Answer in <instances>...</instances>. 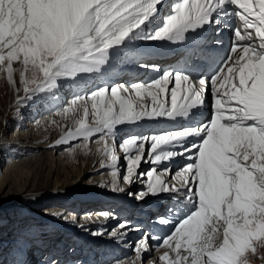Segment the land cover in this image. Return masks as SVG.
Wrapping results in <instances>:
<instances>
[{"label":"snow or ice","instance_id":"snow-or-ice-1","mask_svg":"<svg viewBox=\"0 0 264 264\" xmlns=\"http://www.w3.org/2000/svg\"><path fill=\"white\" fill-rule=\"evenodd\" d=\"M164 6L165 0H0V70L15 83L13 64L23 65L20 83L28 99L56 89L61 77L107 71L104 66L111 67L110 60L134 41H191L189 56L195 58L204 53L189 33L205 25L219 26L217 32L229 27L233 43L213 75H198L194 66L178 68L150 82L104 84L76 95L63 111L82 116L56 144L75 141L88 148L94 141L113 176L121 150L124 182L145 184L129 193L139 200L177 194L178 203L157 218L173 224L158 245L166 249L160 264H246L245 253L255 252L253 241L264 238V0H173L161 23ZM206 90L212 114L199 120L193 110L204 105ZM157 118L186 122L179 130L115 142L118 126ZM176 157L187 163L172 174ZM142 163L152 166L141 171ZM114 190L123 191L115 184ZM150 239L161 238L146 235L136 242L140 264ZM16 264H27L22 250Z\"/></svg>","mask_w":264,"mask_h":264},{"label":"bare ground","instance_id":"bare-ground-1","mask_svg":"<svg viewBox=\"0 0 264 264\" xmlns=\"http://www.w3.org/2000/svg\"><path fill=\"white\" fill-rule=\"evenodd\" d=\"M173 2V0H165V6L161 10L159 15L160 21L162 23L163 16L167 14L169 11V5ZM231 7V6H230ZM232 23L239 25V19L234 18ZM209 26V25H206ZM219 26L214 25L212 27L211 31L215 32L217 31V28ZM227 29V27L220 28V31L217 32V34H221L222 30ZM217 40V38H215ZM233 43V41H231ZM170 45V41H143L138 40L134 41L133 44L128 48V50L125 52V55L120 57L122 59H129V57L126 55L129 52H135L137 53L135 55V63L133 61H129L130 65L126 66L123 65L121 69L111 74V76L104 78L103 75L106 74L104 69H102L101 73H95L92 77L88 79V81L82 86H80L76 91H73L72 97L68 100H65V102L68 105H65V107H68L71 103V100L76 95H86L90 93L92 90L103 86L104 84H125L126 86L131 85L133 83H144V82H150L159 76L163 75L165 71H171L173 70V66L176 63V61L179 60L180 54H172L170 50H166ZM147 49H152L155 54L151 55V52H147ZM130 54V53H129ZM157 55V56H154ZM23 65L19 62H14L13 68V80L15 83L9 82L7 79V73L0 70V80L1 77H4L7 82L8 92H10L9 99L11 97V101L14 100L16 95H20L23 92L22 85H18L19 82H17V72L19 69L22 70ZM156 66V67H153ZM107 69V68H106ZM207 72V76L210 72L209 69L205 70ZM213 75L210 74L209 76ZM172 85H169L171 87ZM93 88V89H92ZM2 82L0 83V102L2 101L4 95L2 91ZM23 94V93H22ZM26 95V94H25ZM25 95L23 97H25ZM205 103L204 105L200 106L198 109H194V112L198 113V119L199 120H207L211 114H212V97L210 95V91L206 90L205 93ZM64 99V98H63ZM170 99V97H169ZM144 103L150 104V98H145ZM9 104V103H8ZM10 106L14 107L15 104L11 102ZM7 107V105H6ZM39 108V107H35ZM64 108V107H63ZM0 111H1V103H0ZM47 112V110L43 109L40 110V112L29 114V117H26L27 119L25 121H22L18 125V131L17 133H14L11 138L8 141V148L10 149V153L2 154V144L0 143V214L2 215L4 212L10 213L12 209L15 207H18L20 209L26 208V200L23 198L24 193H28L31 195V200L29 202L36 203L39 205H43L39 208V211L45 215L51 214L52 216L59 215L60 217V226H64L66 229V233H74L76 234L77 241H83V244L81 247L89 249L88 247H94L97 245L98 252H102V247L106 244L107 247L103 248V251L107 248H111L118 245L122 250L119 252V250L115 249L112 252L114 254L111 255H104L103 260L109 258L107 262L101 263V264H126L127 262L133 263L134 261L136 264H139L138 261H136V256L134 252V248L136 243L131 244L128 243V241H123V238H125L126 233H131L133 236L136 235V233L141 230L142 228H145L143 230L142 235L140 236L139 240L143 239L146 235L150 238L151 236L155 235L160 237L161 239H150V250L148 257L145 258V264H148L150 261H155V264H160L159 256L162 255V253L166 250L165 248L158 247L159 244L162 243V238L168 235L172 228L173 224L169 225H162L157 223V218L161 215L167 214V209H170L173 207L174 204L178 203L177 200H174L173 197L176 196V193H161L157 196H147L143 200H139L136 198L135 195H129V193H139L142 189H144L145 184L141 182L140 180H137L135 183L129 185L124 182L122 173L121 179H120V185L119 188H122L123 191H117V190H110V191H116L120 192L119 197H116V199L124 198V194L127 195L125 197L128 200L124 202V207H127L128 209H131V205H133L135 202H138L142 209H138L139 215H136L132 221H138L139 223H142V227L140 228V225H134L130 226V228L121 229L120 225L127 223L124 220L118 221L116 224L106 228L103 232H101L96 237H101L102 241L98 242V244L92 245V242L85 241L83 239H89V236H86L88 230V227L90 225H96L100 224L104 227L101 228L104 229L108 225H110L115 220V215L113 213H110V211H117V208H111V205H98L94 206L91 205L90 202L85 200L84 192L78 190H74L73 186L81 181L83 176L85 174L91 175L89 178V182L93 184V182H100V183H106L109 179V176H102L104 175V171L109 169L108 172H105L106 174H109L110 171H112L111 166L108 164L107 158L100 152L97 151V148L100 147L97 143H95L91 147L90 153L85 152V148L83 147V142H72L76 147L81 148L80 157H73L71 161L66 160L64 155H57L56 153L59 151L60 148L63 146H68L71 144H60L57 145L56 141L62 136L54 134L53 130L49 129L51 125H56L57 128H59V131H66L67 128L72 127L75 119H78L80 116H82V111L77 112L75 115L73 114H65L64 111L57 112H51L49 114H44ZM178 121H171L166 118H157V119H144L141 120L135 124H124L118 126L117 130V137L125 136V138L130 137L135 134H152V133H158L162 129L171 128L175 126L179 130V124L185 123L186 121L184 118H178ZM18 123V122H17ZM53 127V126H52ZM43 128H47L44 131ZM2 130V135L7 136V134L10 131V128L6 127L3 129V126L0 123V131ZM20 130V131H19ZM59 132V133H60ZM56 135V136H53ZM53 136V137H52ZM192 139V138H189ZM113 141H109L111 144ZM117 143V142H116ZM119 144V143H117ZM73 145V146H74ZM147 145V144H146ZM15 150L19 152L20 155H15ZM8 151V152H9ZM17 152V153H18ZM117 155L120 156V161L118 163V168H123L124 162V154L121 150H117ZM24 156V157H23ZM17 157H23L25 159L22 160V158ZM187 161L183 157H176L175 161L172 162V174H175V172L179 171ZM152 165L149 163H142L141 165V171H147ZM125 170V169H124ZM100 171V172H99ZM168 179L171 181L172 176L170 175ZM176 186L179 187V181H175ZM52 184V185H51ZM83 184V183H80ZM112 192H107L106 194L111 195ZM104 194V197L107 196ZM53 196H64V198L67 201L65 203V206H60V208H56L53 206L54 198H51ZM104 197H101V201H96L97 203H108V200H106ZM121 197V198H120ZM52 200H51V199ZM69 198L71 201H69ZM104 198V201H103ZM111 198H109L110 200ZM183 198H180L182 201ZM111 201V200H110ZM128 202H130V206H128ZM63 205V204H61ZM87 206L92 207L90 210L85 211L88 216L90 217L91 222H80L76 227H72V221H78V218H72L71 213L78 210V215L83 214L84 211L82 209L86 208ZM123 206V203L121 204ZM94 207V208H93ZM41 209V210H40ZM81 210V211H80ZM120 211V210H118ZM63 212H67L64 216L61 214ZM107 212L109 215L107 218L102 215L103 213ZM20 213V211L18 212ZM149 214H155L152 218H150L149 224H146L143 219L145 216H148ZM77 215V217H78ZM75 216V215H74ZM82 219H84V216H82ZM86 220V219H85ZM4 221V220H3ZM87 221V220H86ZM17 223V227L23 228L27 227L25 226L27 222L21 221V222H15ZM24 226V227H23ZM7 226H4L6 231ZM13 228V227H12ZM36 228H39L37 226ZM27 230V229H26ZM100 230V231H101ZM169 230V232H167ZM59 231L61 232L62 237V247L69 245L71 239H65L66 233L59 228ZM3 232V231H2ZM70 232V233H69ZM115 232L116 235H112V233ZM7 236L5 235L3 238L0 239V241L5 240L8 241H14L16 239L15 234H12L11 231L7 232ZM10 236H8V234ZM50 233L46 229H38L35 233V237L29 239V242L32 243L30 249L32 250V247L34 243L37 242V240H40L41 242H45L47 239V234ZM121 234H124V236L121 238ZM130 237V236H129ZM135 237V236H134ZM52 238V237H51ZM131 240V238H128ZM218 239H222V235L219 236ZM139 240H136L139 241ZM64 241V242H63ZM264 242V238L260 239V242L255 247V252L259 250V245H262ZM39 249L37 252H41V246H37ZM62 247L58 250L57 255L50 256L55 258L59 256L58 264H100V263H93L91 259L92 251L88 253V256L85 257V254L80 256L78 259V262H72L70 259H66V254L74 253L75 251L79 252L80 247L74 250V248L70 251L71 248H69L65 253H62ZM151 248L153 249L151 252ZM132 250V251H131ZM115 251V252H114ZM132 252L131 254H128L129 252ZM260 251V250H259ZM2 252V251H1ZM68 253V254H69ZM42 254V253H41ZM63 254V255H62ZM67 254V255H68ZM148 254V253H147ZM146 254V255H147ZM257 254V253H256ZM65 255V256H64ZM27 256V255H26ZM45 256V255H43ZM43 256L38 260L39 264H51V261H49L48 257ZM115 256L114 258H112ZM30 261L31 258H28ZM94 259V258H93ZM56 260V259H55ZM70 260V261H69ZM94 261L97 262V259H94Z\"/></svg>","mask_w":264,"mask_h":264},{"label":"rangeland","instance_id":"rangeland-1","mask_svg":"<svg viewBox=\"0 0 264 264\" xmlns=\"http://www.w3.org/2000/svg\"><path fill=\"white\" fill-rule=\"evenodd\" d=\"M159 15H161V14H159ZM22 71H23V68H22V70L19 69V71L17 72V82H19L18 85H20V73ZM81 74H84V76L87 77V78L90 77V75L88 73H81ZM81 74H78L76 77H82ZM67 78H69V77H61V78H59L58 79V86H57V88L54 89V90H52L51 92H48V93H37V94H35L33 96L32 99H28V101L26 99L24 102H22L20 104H16L14 107H12V106H10V104H11V102L13 104L14 101H11V97L9 99L10 92H8L7 82H6V80H5L4 77H1L0 83L2 82V89H3L2 91H3L4 97H3L2 101L0 102L1 103L0 123L3 126V129L6 128V127L10 128V131L7 134V136L2 135V130L0 131V143L2 144V151H1L2 154L10 153V151H9L10 149L8 148V145H7L8 144V141H10L9 139L11 138V136L14 133H17V131H18V125L20 123H22V121H25L27 119L26 117H29V114H32V113H37L38 114L40 112V110H43V109L47 110V112H45L44 114H49L51 112H55L56 110H57V112L63 111V109L65 108V105H68L65 102V100H68L69 98H71L72 97L71 95H73L72 94L73 91H76L80 86H82V84H84V83H86L88 81L87 80L86 82L80 84L75 89L66 90L65 91V97H64V99L58 105H54L53 107H51L54 103L58 102L61 98H63V93H58V92L60 91V89L65 90L66 88L69 87V85H68L69 82L67 84L63 85V81H65ZM82 80L83 79L77 80V83L82 82ZM31 101H34L36 104L41 103L43 105H48L47 107H49V108L43 107V106H41L39 104L38 105V107H39L38 109L35 108L36 106H33V110H29L31 108V105H28L27 106L26 104L27 103H30ZM6 105H7V107H6ZM16 125H17V127H16ZM44 129L46 130L47 128H43V130L40 129V131L42 132V131H44ZM49 129L53 130L54 134L60 135V136L63 135L64 132H65V130L62 131V132H60L59 131V128H57L56 125H51L49 127ZM54 134H53V136H56ZM124 137L125 136H121V138L119 137V139L117 137V140H115V142L119 143L120 141H122L124 139ZM77 143H79V142H77ZM74 144H76V143H73V145ZM94 144H95L94 141H90L88 148H85V152L86 153H90V151L92 150L91 147ZM73 145L71 144V145L63 146L62 148H60L59 151L55 154L56 157L58 158L57 155L61 154V155H64L65 158H66V160H69V161H71L73 157H80L81 156L80 155L81 148L78 147V146L76 147L75 145L73 146ZM14 152H15V155L16 156L20 155L17 150H15ZM23 157H17V158H19V159L22 158V160L26 158V157L25 158H23ZM124 169H125V164H123V168L122 169L121 168H118V166H117L116 169H115V171H116V175L115 176H113V168H112V171H110L109 174H106L105 173V172H108L109 169L102 170V171H104V175H101V177L102 176H109V179H108V181L106 183H100V182L97 181V182H93V184H92L91 182H89V180H90L89 178L91 177V175L85 174L83 176V178L81 179V181H79L78 183H76L73 186V189L74 190L75 189L76 190L80 189V191L84 192L85 200L87 202H88L89 199H91V197H100V198L101 197H104V194H106L107 192H109L111 189L114 190V188H110V187H114V184L116 186H119L120 185V179H121L122 173L124 172ZM80 183H83V184H80ZM105 190H107V191H105ZM118 193L120 195V192H118ZM22 197L25 198V199L31 200V195L28 194V193H24ZM54 197L55 196L52 197V195H51V198L52 199ZM125 197H127L126 194L124 195V198L123 199L120 197L121 198L120 201L123 203V206H124V202L128 201V200H124V199H126ZM111 199L112 200H115V198H111ZM29 200H26V204L27 205H26V208L25 209H20L18 207H15L14 209L11 210L10 213L4 212L2 215L0 214V239L3 238L5 235L7 236L6 231L7 232L11 231L12 234L17 235L16 236V240L13 241V243L11 245L9 244V242L6 245H4V240L3 241H0V252L3 251V249L5 247L4 252L5 251L13 252L12 254L15 255L16 257H18L19 255H21V250H22L23 256H25V255H27L29 257L34 256V257H32V261H30L29 259H25L26 262H27V264H39L38 261H37L38 260V254H35V253H27L26 254V247L27 246L25 245V238H27V243L30 244V247H31V244L32 243L29 242V239L35 237V233H33L31 231H34V230H37V229H39V230L40 229H46V230H48L50 232V233L47 234V239H48V237H50V236L52 237V235H50L51 233L54 234V231H55L54 229L61 228L66 233V231H65L66 228L64 226H60L61 225L60 224L61 221H60V219H58L60 217L59 215H57V216H52L51 214H49V215H47V214L43 215L39 211V208L42 207L43 205H39V204H36V203H31V202H29ZM116 200H118V199H116ZM67 201L68 200H66L65 198H63V196H60V197L59 196H56L54 198V201H53V206H55L56 208H60L59 205L61 207L62 206H65L64 204L67 203ZM69 201H71L70 198H69ZM103 201H104V198H103ZM117 203L118 202L115 203L116 205L115 204H112L111 206L115 205V207H117L119 205ZM61 204H63V205H61ZM90 204L91 205H94V206H98V205H110V204H107L105 202L104 203L103 202L102 203H97V202H92V201L90 202ZM130 205H131L130 202H128V206H130ZM115 207L113 206L112 208L115 209ZM138 207H140L139 203H135L132 206V208L134 210L133 209L132 210L129 209L130 211H128V209L125 208V207H121L120 208V216H118V218H116V220L114 221L113 224H116L120 220H125V222H127L128 224H126L125 227H123L121 229H125V228H128L129 226L135 225L136 223H132L131 217H133L134 214L139 215V213L137 214V212H135V210ZM90 208H92V207L87 206L86 208L82 209V211H84V213L78 215V210L81 209V208H79V209H77V211H75L73 213V215L71 213V216L70 217L75 218V219L78 218V221H84V222L93 223L90 220L91 218L90 217L88 218V216L85 215L86 214L85 211L90 210ZM110 209H111V207H110ZM19 211H20V213H18ZM137 211H138V209H137ZM117 212H118V210H117ZM66 213L67 212H63L61 215L64 216ZM118 214H115V217ZM77 215H78V217H77ZM82 216H84V219H82ZM21 221L27 222V224L25 225L27 227L25 228L23 226L24 227L23 230L21 228L16 229L17 223H15V222H21ZM7 225H8V227L6 228V231H4L3 230V229H5L4 226H7ZM77 225L78 224H77L76 221H72V227H76ZM37 226H39V228H36ZM102 227H104V226H102L100 224L90 225V227H88V230L89 231L86 232V234H88L86 236H89V239H83V240H85L87 242L88 241L92 242V245L91 246H93L95 243L98 244V242L102 241V239H101V237H96V236L99 235L101 232H103L106 228L110 227V225H108L107 227H105L104 229L101 230ZM29 230H31V231H29ZM75 231H74V233H75ZM10 234L11 233H9L8 236H10ZM141 234L142 233H138L135 237L132 235L131 236L132 239L130 240V239H128V235H130V233H128V234H126L124 236L125 238H123V240H121L120 242L130 240V241H133L132 243L134 244V243H136V240H138V237L141 236ZM73 235H71V237ZM64 237H65V239H69L68 238L69 237V234L66 233V235ZM70 239H72V238H70ZM73 241L74 240H72V242ZM259 242H260V239H257V240H254L253 241L254 248L258 245ZM129 244H130V242H129ZM39 246H41V245H39ZM66 246H68V244ZM259 246H260L259 247V250L260 251L259 250H258V252L257 251L256 252L249 251V252L245 253V256H244L243 259L246 261V264H264V242L262 243V245H259ZM71 247L72 246H70V244H69V247L67 248V250L69 248H71ZM106 247H107V245L105 244L104 247H102V251H103V248H106ZM63 249H64V247H62V251H63ZM72 249L73 248H71V250ZM115 249L119 250V252L122 250L120 247H118V245H117V247L116 246H114L113 248L111 247V250H115ZM152 250L153 249L151 248V252H152ZM131 251L128 254H131L132 253ZM81 254H82V252H80V250H79V253L78 254H75V258L78 257V256H80ZM84 254H82V255H84ZM111 254H114V253L113 252H106L105 255H111ZM149 254L150 253L148 252V254L145 256V258L148 257ZM42 256L43 255L41 254L39 257L41 258ZM93 257H95V254L93 255ZM53 259H55V258H52L51 257L49 259V261H51ZM91 259H92V262L93 263H98V262L94 261V259L92 258V256H91ZM98 259L100 260L101 258H98ZM70 260L72 261V259H70ZM105 261H108V259L105 260ZM0 264H14V263H12L11 260L9 259L8 263L5 262V260H2V262ZM126 264H133V263L127 262ZM139 264H140V262H139Z\"/></svg>","mask_w":264,"mask_h":264}]
</instances>
